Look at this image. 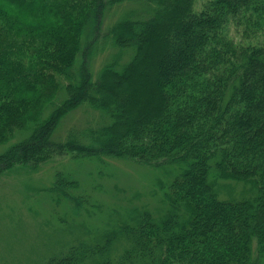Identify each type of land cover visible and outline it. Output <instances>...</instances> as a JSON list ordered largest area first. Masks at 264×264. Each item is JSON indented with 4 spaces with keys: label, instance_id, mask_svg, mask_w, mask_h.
<instances>
[{
    "label": "trees",
    "instance_id": "1",
    "mask_svg": "<svg viewBox=\"0 0 264 264\" xmlns=\"http://www.w3.org/2000/svg\"><path fill=\"white\" fill-rule=\"evenodd\" d=\"M197 1L0 0V176L64 153L172 166L161 215L130 214L46 264H264V0ZM82 105L99 126L53 139ZM228 180L254 191L222 197ZM77 188L60 173L50 191L78 213ZM119 235L129 246L110 256Z\"/></svg>",
    "mask_w": 264,
    "mask_h": 264
},
{
    "label": "rangeland",
    "instance_id": "2",
    "mask_svg": "<svg viewBox=\"0 0 264 264\" xmlns=\"http://www.w3.org/2000/svg\"><path fill=\"white\" fill-rule=\"evenodd\" d=\"M206 1L198 0L197 8ZM137 6L127 4L123 10ZM119 12L113 10L108 14L98 40L119 18ZM236 38L239 39V34ZM102 60L100 54L95 67ZM145 86L150 90L149 84ZM101 119L99 111L82 105L62 120L53 139L63 140L71 134L84 136L88 128L98 127ZM170 168L171 165H148L132 158L64 153L54 154L39 165H16L5 171L0 176V264H46L75 244L92 241L94 246L104 230L130 214L149 210L154 216L161 215L166 205L160 184ZM60 173L79 181L77 191H72L84 195L82 211L73 212L67 200L59 202L50 191ZM219 191L226 198L250 195L254 189L243 182L228 180L220 182ZM128 246L129 240L119 235L108 243L107 251L110 256H117ZM104 259L106 255L94 254L84 264H100Z\"/></svg>",
    "mask_w": 264,
    "mask_h": 264
}]
</instances>
